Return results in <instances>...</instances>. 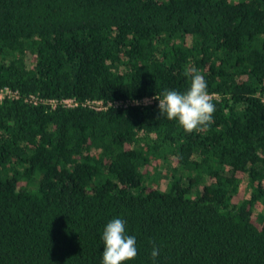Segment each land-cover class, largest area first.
<instances>
[{"label":"trees","instance_id":"1","mask_svg":"<svg viewBox=\"0 0 264 264\" xmlns=\"http://www.w3.org/2000/svg\"><path fill=\"white\" fill-rule=\"evenodd\" d=\"M193 67L216 111L188 134L154 97ZM3 88L46 103H0V264H102L116 218L124 264H264V0H0Z\"/></svg>","mask_w":264,"mask_h":264},{"label":"clouds","instance_id":"2","mask_svg":"<svg viewBox=\"0 0 264 264\" xmlns=\"http://www.w3.org/2000/svg\"><path fill=\"white\" fill-rule=\"evenodd\" d=\"M185 75L191 77L186 92L165 90L163 98L156 96L154 99L158 101L160 116L166 115L169 121H177L185 133L202 132L214 122L213 95L208 92L207 81L197 69L189 68ZM125 224L124 220L116 218L106 225L101 237L104 246L102 264H124L137 257L136 237L126 234ZM159 253L160 249L154 246L151 252L153 264Z\"/></svg>","mask_w":264,"mask_h":264},{"label":"built area","instance_id":"3","mask_svg":"<svg viewBox=\"0 0 264 264\" xmlns=\"http://www.w3.org/2000/svg\"><path fill=\"white\" fill-rule=\"evenodd\" d=\"M7 99H14V100H24L25 103H30L34 105H38L40 103H46L45 101L39 99L36 96H23L19 91H14L10 88H3L0 89V103L4 102ZM153 99H144L142 102L145 104L152 103ZM51 104L54 106H57L58 104L67 106V107H77L78 103L75 100L69 99L64 100L62 102L58 101H51ZM85 106H88L90 108H95L96 110H101L102 106L100 102H88Z\"/></svg>","mask_w":264,"mask_h":264},{"label":"rangeland","instance_id":"4","mask_svg":"<svg viewBox=\"0 0 264 264\" xmlns=\"http://www.w3.org/2000/svg\"><path fill=\"white\" fill-rule=\"evenodd\" d=\"M159 169L161 176L160 179L157 183H153L155 185V188L161 189L162 191H167L168 187H169V183L171 181V174L172 172L170 171L171 166H169L168 164H165L163 162H161L159 165L158 164H153L152 166V170L150 169V171H154L156 168ZM150 182V181H149ZM248 181L245 180L243 182L242 188H241V192H240V196L238 197L239 199H245L248 198L249 196V187L247 185ZM201 188L197 187L194 191L195 193L198 192ZM263 207L261 206L260 208H258L256 210L257 213H261L263 212Z\"/></svg>","mask_w":264,"mask_h":264}]
</instances>
